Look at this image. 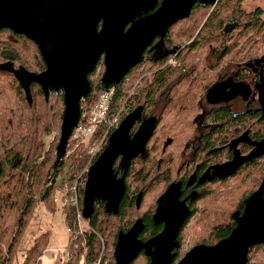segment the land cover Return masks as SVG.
Returning a JSON list of instances; mask_svg holds the SVG:
<instances>
[{
	"label": "trees",
	"instance_id": "obj_1",
	"mask_svg": "<svg viewBox=\"0 0 264 264\" xmlns=\"http://www.w3.org/2000/svg\"><path fill=\"white\" fill-rule=\"evenodd\" d=\"M244 1L221 0L214 9L212 5L197 4L189 18L177 25L184 27L182 36L180 32L174 34V37L179 35L181 44L191 41L199 31L186 49L188 58L183 60H188L191 66L199 58H203L204 64L195 63L194 71L202 73L205 78L199 82V87L197 84L183 82L177 83L169 94L148 95L144 117L156 115L157 127L146 152L132 159L128 165H120V174L126 177L127 193L119 210H110L103 201H96L91 216H85L89 229L82 232L77 227L74 207L70 203L61 207L58 196L66 184H74L81 163L78 159L80 155L85 154L87 146L72 136L66 154L56 162L57 155L53 153L50 156L52 152L48 149V143L41 139L40 133L56 132L60 136L63 100H60L58 120L56 116L45 111L22 115L16 111V91L8 88L6 74L0 71V264H41V257L48 245L46 233L37 237L31 246L25 249V259L20 260L19 257L22 237L41 202L50 204L54 211L61 209L66 213L65 220L69 223V228L73 229L66 245L69 256L65 257L61 264H115L114 249L119 231L128 230L140 215H144L147 222L144 231L146 237L155 234L159 227L152 223L151 214L155 209L157 197L163 192L168 181L160 180V176L151 179V175H160L169 169L172 166L169 162H173L172 167L176 168L185 142L193 132V119L199 111V100L214 83L218 68L223 71L222 62H229L231 59L261 60L264 64V7L257 5L248 10ZM210 43L211 47L208 46ZM213 44H218L220 61L215 66H210L208 54L216 50ZM4 58V47L0 42V61ZM128 76L130 81L124 79L116 86L108 117H112L123 106L134 107L141 99L137 93H132L139 76L132 72ZM97 80L98 77H94V90L81 102L80 125L89 124L91 111L100 100L102 89ZM147 82L148 80L144 85ZM241 117L242 115L236 117L235 137L238 138L249 128L252 137L264 135L263 118L256 120ZM122 118L123 114L120 121ZM191 121L193 123L190 124ZM27 130L31 132V146L28 151L25 149ZM221 133V140L230 139L228 130ZM170 153L174 154L172 161ZM251 157H246L230 174L209 180L211 194H205L203 207L197 208L184 225L181 233L183 243L191 239L193 246L199 243L214 244L230 234L236 225L234 213L243 210L245 199L259 187L263 178L264 155ZM259 157H262V160L257 162ZM66 166L68 178L57 184V178L64 173ZM84 189V186L80 187L81 194ZM61 198L64 200L65 196ZM184 253L185 251L179 252L180 256ZM147 258L143 255L133 264H145ZM247 264H264V244L251 247Z\"/></svg>",
	"mask_w": 264,
	"mask_h": 264
},
{
	"label": "water",
	"instance_id": "obj_2",
	"mask_svg": "<svg viewBox=\"0 0 264 264\" xmlns=\"http://www.w3.org/2000/svg\"><path fill=\"white\" fill-rule=\"evenodd\" d=\"M218 1L163 0L155 13L149 14L156 3L140 10L136 16L126 18V0H119L120 3L111 6L105 5L104 0H0V30L11 27L39 40V27L46 25L56 42H53V49L46 47L44 50L48 64L44 72L31 73L24 67L16 70L9 63H0V70H13L30 100L28 84L32 81L41 84L47 96L50 89L63 90L65 106L57 145L58 162L66 154L70 138L80 123L81 102L92 90L89 74L95 71L102 53L105 55V69L100 84L103 90L109 91L143 61L144 50L154 38L164 36L169 27L188 18L196 3L207 6L216 5ZM101 21L103 25L99 29ZM129 23L131 25L125 31ZM223 86H214L209 96H220ZM141 110L142 107H136L122 119L92 165L83 196L86 217L91 216L96 201L106 202L108 209L118 211L126 193V182L124 177H118L113 166L119 156H122L121 164L126 166L142 153L157 126V117H149L132 134ZM180 194L181 184L178 182L172 183L159 197L153 216L156 223H165L159 234L146 241L139 239L143 230L141 221H136L128 232H119L114 249L115 264H130L141 252L150 258L148 264L174 263L178 235L190 214L187 199L180 200ZM233 216L236 225L228 236L214 244L193 246L176 264H247L251 247L264 244V176L259 188L245 199L243 210L236 211Z\"/></svg>",
	"mask_w": 264,
	"mask_h": 264
},
{
	"label": "flooded vegetation",
	"instance_id": "obj_3",
	"mask_svg": "<svg viewBox=\"0 0 264 264\" xmlns=\"http://www.w3.org/2000/svg\"><path fill=\"white\" fill-rule=\"evenodd\" d=\"M162 1L163 0H158L156 3L154 0H126V5L124 6L125 17L128 18L136 16L140 10H146V8H150L156 3L154 9L149 12V14L155 13L161 6ZM220 1L221 0H219L216 5H212V8L214 9V7L217 6ZM118 2L119 0H104L105 5L107 6H111V4L113 5ZM133 2H135V5H132ZM197 4L199 3H196L194 7ZM119 7L120 6H118V8ZM142 16L145 17L146 14L143 13ZM188 18L179 20L174 25L169 27L164 36L155 37L154 40L144 50L143 61L129 71V73L132 72L139 76L138 80L136 81V88L133 89L132 93H137V96L141 97V99L134 105V107H132V105L128 107L124 106L122 113L123 118L136 107H142L139 119L136 121L131 131L132 134L136 132L141 122H143L145 119L153 116L157 117L156 115L144 117L146 106L145 102L149 94H155V96H162L164 93L169 94L172 92L173 87L177 83L181 84L183 82H187L192 85L197 84L196 86L199 87V82L205 78L202 73L194 71L195 63H198L199 65L204 64L203 58H199L191 66H189L188 60H183V58H188L186 49L188 48L189 43L192 42L198 35L199 31L191 41L183 44L180 43L178 34L174 37L176 32H180L181 36L183 35L184 27H181V29L177 25L184 23ZM139 19L140 18L137 17V20ZM102 25L103 21L99 23V29L102 28ZM130 25L131 23L126 26L125 31L129 29ZM49 29L50 28L46 25H43L41 28L39 27V40H36L26 32H16L11 27L1 29L0 42L3 43L5 58L4 60L0 61V63H9L10 67L16 70L24 67L29 72L36 74L47 70L48 64L44 56V50L46 47L49 49H53L54 47V35L48 32L50 31ZM211 44L212 43H210L208 46L211 47ZM213 45L214 47L216 46V50L208 54V61H211H209L210 66H215V64L220 61L218 44ZM104 58L105 55L102 53L98 60L95 71L89 74V80L92 86L91 92L95 88L93 84L94 77H98L99 80L100 74L101 77L103 75L105 69ZM222 64L224 66V70L220 71L221 68H218L217 77L214 83L207 88V93L199 100V111L193 119L194 123L193 121L190 122V124H194L193 132L189 139L185 142V145L181 151V155L179 156L180 161L178 162L176 168L172 167L173 162H169L172 165L169 169L161 172L160 175H158V173H153L151 175V179H156L158 176H160V180L164 179L168 181L163 192L157 197L155 209L151 214V221L157 225V227H159L158 230L155 232V234L146 237L144 231L147 227V222L144 219V215L137 217L131 225L132 227L136 221H141L143 224V230L139 234V239L144 241L159 234L164 229L165 223H156L153 218L158 206V199L172 183L180 182V200L183 201L187 199L186 205L190 210V214L180 229L178 235L179 246L174 249V252H176L177 255L173 264H176L187 252L184 250V243L182 241L183 239L181 233L184 225L193 216L195 210L197 208L200 209L203 207L205 194H211L209 180L215 178L216 176H225L235 171L237 165L243 162L246 157L252 156L251 158H253L264 155V135L261 137H252L253 135L251 134V128H249L247 132L241 134L238 138L235 137L237 125L236 117L238 115H242V119L256 118V120H260L263 118L262 127H264V75H262V69L264 65L263 61H236L231 59L229 62L224 60ZM147 68L150 69L147 70ZM0 71L5 72L6 74L8 88L15 89L17 93L16 111L18 110V113L26 116L33 115L32 113L38 114L45 111L48 114L54 115V117L56 116L58 120L61 105L60 100H63L64 102L63 90L54 91L50 89L49 95L47 96L46 89L38 82L32 81L28 84L31 92L30 100L27 96L24 86L21 85L20 79L17 78L13 70L7 69ZM128 74L123 78V80L125 79V81H130V76H128ZM146 80H148V82L144 85ZM219 84H224L220 96L216 98L209 96L210 90ZM64 106L65 105H63V107ZM220 113H223L224 115H219ZM212 116L214 119H212ZM134 128L135 131H133ZM262 129L263 132L264 128ZM226 130L229 131L230 139L227 140L224 138V140H221L223 137L221 132ZM30 135L31 132L27 130V143L25 145L26 151H28L31 146L29 141ZM58 136L59 134L56 132L46 134L40 133L41 139H44L48 143L47 146L50 151L54 146L52 145V142L56 141ZM48 137L51 138V140L48 141ZM59 140L60 138L58 139V142H56L54 152L52 151L55 153V155H57V145ZM171 142L173 141H170V143ZM147 146L146 149L138 156H141L146 152ZM165 151L166 149L164 152ZM169 155L171 161L174 160V154L170 153ZM121 158L122 156L117 158L113 168L118 177H124L126 182L125 175L120 174V165H123L121 164ZM259 160H262V157H259L257 162ZM104 203L106 205V202ZM128 230L120 231L128 232ZM190 249L191 247L189 250ZM180 251H185V253L180 256ZM143 255L147 256L144 252H141L139 256L130 264H133ZM148 259L150 258H147V262L145 264L149 263Z\"/></svg>",
	"mask_w": 264,
	"mask_h": 264
},
{
	"label": "built area",
	"instance_id": "obj_4",
	"mask_svg": "<svg viewBox=\"0 0 264 264\" xmlns=\"http://www.w3.org/2000/svg\"><path fill=\"white\" fill-rule=\"evenodd\" d=\"M115 89L116 87L111 88L109 91L102 90L100 100L91 111L89 124L80 125L79 123L72 135L74 138L84 143L87 146V149L85 154L80 155V158L78 159L81 163L78 166L79 171L76 175L74 184H66L64 190H60L61 197L65 196L64 200L60 197L62 201L60 206L64 207L66 203H70L74 207L77 218V227L80 229V232L84 231L85 225L89 227L82 206L84 193L81 194L80 187L84 186L85 188L92 165L101 155L108 143L110 135L121 122L120 118L124 106L112 117H108V112L111 108L110 101ZM70 231L73 232V229L69 228V232ZM64 251H54L53 257L57 260L61 259L62 261L65 257L69 256L67 248Z\"/></svg>",
	"mask_w": 264,
	"mask_h": 264
},
{
	"label": "rangeland",
	"instance_id": "obj_5",
	"mask_svg": "<svg viewBox=\"0 0 264 264\" xmlns=\"http://www.w3.org/2000/svg\"><path fill=\"white\" fill-rule=\"evenodd\" d=\"M244 4L248 10L254 9L257 5H261L264 7L263 0H245ZM100 78L96 82L99 83ZM49 140H51V138L48 137V141ZM56 142L57 140L52 142V145H54L53 148H55ZM53 148L51 152L54 150ZM52 154L53 152L50 153V156ZM67 168L68 166L65 167L64 173L58 176L57 184H60L61 182L67 180L69 175L66 173ZM58 197H59V203L62 204L61 203L62 201L60 199L61 197L60 191ZM65 219H66V213H63L61 209L54 211L50 204H46V202L39 203L38 207L35 209L32 215V218H30L31 222L27 228L28 230L22 237L20 243L21 248L19 249L20 260L26 258L27 251L25 249L30 247L37 237H39L43 233H46L45 237L47 238L48 245L41 257V264H61V259L60 260L55 259L53 257V252L54 251L63 252L66 249L67 243L69 242L70 225L68 222H66ZM86 229H89V227L85 225L84 230ZM192 246H193V242L191 239H187L184 242L185 251H188L190 247L192 248Z\"/></svg>",
	"mask_w": 264,
	"mask_h": 264
}]
</instances>
